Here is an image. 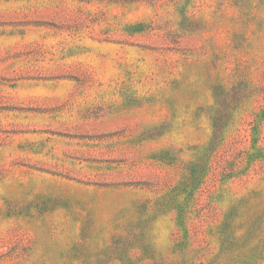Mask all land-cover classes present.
<instances>
[{"label": "rangeland", "instance_id": "rangeland-1", "mask_svg": "<svg viewBox=\"0 0 264 264\" xmlns=\"http://www.w3.org/2000/svg\"><path fill=\"white\" fill-rule=\"evenodd\" d=\"M0 264H264V0H0Z\"/></svg>", "mask_w": 264, "mask_h": 264}, {"label": "trees", "instance_id": "trees-1", "mask_svg": "<svg viewBox=\"0 0 264 264\" xmlns=\"http://www.w3.org/2000/svg\"><path fill=\"white\" fill-rule=\"evenodd\" d=\"M139 27H141L142 26V24L141 23H139ZM215 120V119H214ZM214 128H215V130H214V132H215V134L211 137V139L209 140V143H208V145L210 146V145H212V144H215V141H216V135L218 134V132H221L222 131V128H220L219 126H218V122H216V120H215V122H214Z\"/></svg>", "mask_w": 264, "mask_h": 264}]
</instances>
